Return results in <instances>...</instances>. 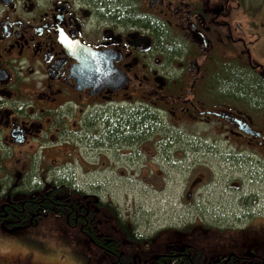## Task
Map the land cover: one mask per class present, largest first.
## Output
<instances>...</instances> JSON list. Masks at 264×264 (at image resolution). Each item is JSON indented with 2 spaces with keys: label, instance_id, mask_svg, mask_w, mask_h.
<instances>
[{
  "label": "flooded vegetation",
  "instance_id": "af4514ba",
  "mask_svg": "<svg viewBox=\"0 0 264 264\" xmlns=\"http://www.w3.org/2000/svg\"><path fill=\"white\" fill-rule=\"evenodd\" d=\"M112 4L116 8L111 9ZM219 41L229 45L223 67L222 59L215 55V42ZM207 56L210 67L204 75ZM93 57L101 67L111 65L123 75L125 86L115 90L107 85L94 94L88 84L90 73L82 67ZM190 57L196 58L191 66ZM226 63L232 66L227 74L235 72L245 78L247 93L230 92L222 103L217 96L218 77L226 74ZM132 88L161 105L180 102L197 116L226 121L217 116L223 113L234 131L264 148V0H0L1 227L12 231L57 216L101 251L107 264H193L189 243L185 250V243L171 242L164 251L151 252L159 231L143 236L115 206L129 233L137 236L109 234L95 205L109 211L114 227L123 233L116 216L104 205L112 201L106 202L91 186L79 187L76 177L59 176L55 168L44 169L52 165L49 150L72 141L63 121L73 109L89 105L91 99L114 103ZM200 88L209 92V103L199 99ZM225 103L229 109L238 104L240 110L230 111ZM98 110L101 115L109 112L108 107ZM91 115L82 116L83 121ZM243 121L251 133L239 129ZM54 133L62 140L54 142ZM19 145L42 149V171L34 165L36 151V158L27 164L16 162L14 149ZM259 170L264 183L263 164ZM243 187L233 193L239 211L244 212L234 226L253 214L264 216L262 188L244 191ZM62 189L68 192L66 197L61 196ZM74 190L81 192L79 198ZM22 215L29 216L28 223L21 224ZM227 259L234 264H264V255H229ZM8 264L34 262L18 258Z\"/></svg>",
  "mask_w": 264,
  "mask_h": 264
},
{
  "label": "rangeland",
  "instance_id": "374dc122",
  "mask_svg": "<svg viewBox=\"0 0 264 264\" xmlns=\"http://www.w3.org/2000/svg\"><path fill=\"white\" fill-rule=\"evenodd\" d=\"M112 5L111 9L116 8ZM215 52L217 60L222 59L223 67L227 62L224 58L229 52L228 43L215 42ZM206 58L204 75L210 67L208 56ZM189 59V65H194L196 58ZM231 67L226 63V74L218 78L232 83L233 77L227 74ZM199 90L203 92L199 99L209 103L211 97L207 89ZM220 92L217 96L225 95ZM114 100L107 104L102 99H91L87 102L89 105L73 109L74 113L63 121L72 141L49 150L47 156L52 165L44 168L43 152L37 146H16V162L27 164L36 158V151L38 159L34 165L41 169L39 171L55 168L59 176L76 177L79 187H93L106 202L112 201L121 217L143 236L159 231L154 240L166 246L171 242L179 246L183 243L191 247L198 245L211 255V261L221 259L220 264L226 262L229 255L246 258L252 254L264 255V216L253 214L241 224L233 225L244 213L239 211L233 193H238L241 186L244 191L262 188L264 192L259 170L264 165V148L234 131L227 120L191 114L180 102L161 105L133 88ZM102 107H108L106 115L97 114ZM137 107L155 112V116H151L155 122L147 120L143 124V127L150 126V132L133 144L108 141L104 124L108 132L112 128L109 125L117 126L124 120L140 122L142 118L122 116ZM224 107L230 111L239 109L238 104L233 109L226 103ZM89 112L92 115L83 121L82 116ZM53 138L54 142L62 140L57 133ZM259 195L262 194L259 192ZM93 203L96 204L94 200ZM95 208L109 234L122 235L114 227L110 212L97 209L98 205ZM201 221L205 222V227H201ZM11 244L20 248H10ZM166 246L160 245L151 252L158 253ZM18 258L32 260L34 264H107L108 261L101 251L77 231H71L57 216L41 218L35 225L12 231L0 226V263L8 264Z\"/></svg>",
  "mask_w": 264,
  "mask_h": 264
},
{
  "label": "trees",
  "instance_id": "16d2710c",
  "mask_svg": "<svg viewBox=\"0 0 264 264\" xmlns=\"http://www.w3.org/2000/svg\"><path fill=\"white\" fill-rule=\"evenodd\" d=\"M228 73L231 77H233L232 78L233 82L232 83L231 82L226 83L223 81V79H220L219 89L217 90V92L222 91L223 93H225V95L221 94L219 96L221 98V102H224L223 100H225V99H226L225 101L228 100L227 98L229 97L230 92L236 93L238 96H244L247 93V83H246L245 78L239 77L238 74L235 72L229 71ZM132 109L133 108H131L129 110H132ZM133 110L134 111L128 112V114H125V112L122 113V116L124 117L125 115H127L128 118H134L136 120H141L140 118H142V120L140 122H134L132 120H126V121L124 120V121L120 122V124H118L117 126L109 125V127H112L111 128L112 131L109 130L108 132L106 131L107 125H106V123L104 124L105 130L103 129V131H105V134H107L106 138L108 141H110L111 143L112 142H119V143H123V144H126V143L133 144L132 142H137L140 139V137H144L145 134L150 132V130H151L149 128L150 126L149 127H143V124L146 123L147 120H154L153 118H151V116L154 117L155 112L153 113L152 110L149 112L148 109H138V107L134 108ZM154 122H155V120H154ZM63 183L64 182H61V184H63ZM74 192L76 194L78 193L77 198H79V196H81V192L79 190H74ZM67 194H68V192H65L62 189L61 196L66 197ZM70 198H72L71 194H70ZM102 204H104V203H102ZM104 205L106 208H108V210H110L116 216L117 222L123 227L124 232L122 234H124V236L126 238H132L133 239V235L137 236L133 233H129V228H128L126 222L119 217V213H117L113 204L109 203V204H104ZM28 222H29V216L22 215L21 216V224L22 223H28ZM140 240H141V242H143V241H145V238L141 237ZM160 245L165 246L166 244H164L162 241L161 242L158 241L157 244L153 247H158ZM142 247H144V244H142ZM190 250H191L190 256L193 258V264H220L219 262H221V259H218L219 262L213 261V260L211 261L210 260L211 255L205 249H203L202 247H200L198 245H195L194 247H190ZM221 256L222 255L218 256L217 258H219ZM226 262H227L226 264H234L235 263V261H233V260H230V261L228 260Z\"/></svg>",
  "mask_w": 264,
  "mask_h": 264
},
{
  "label": "water",
  "instance_id": "95a60500",
  "mask_svg": "<svg viewBox=\"0 0 264 264\" xmlns=\"http://www.w3.org/2000/svg\"><path fill=\"white\" fill-rule=\"evenodd\" d=\"M82 67L86 69L87 73L89 71V86L93 89V93H97L102 91L104 86H110L115 90H119L125 86L126 78L118 74L110 65L109 68L101 67L96 61L93 59L87 60L83 63ZM217 116L222 117L223 119H227L229 121L228 116L223 113H217ZM239 129L246 132L251 133L249 126L243 121L239 122ZM186 249V245L182 246V250Z\"/></svg>",
  "mask_w": 264,
  "mask_h": 264
},
{
  "label": "bare ground",
  "instance_id": "6f19581e",
  "mask_svg": "<svg viewBox=\"0 0 264 264\" xmlns=\"http://www.w3.org/2000/svg\"><path fill=\"white\" fill-rule=\"evenodd\" d=\"M113 204V203H112ZM114 206V205H113ZM116 208V207H115ZM118 208V207H117ZM119 209V208H118ZM191 226V225H190ZM194 226V225H193ZM192 227V226H191ZM190 229V228H189ZM191 230H192V228H191ZM190 230V231H191ZM224 248H227V247H224ZM227 249H229V248H227ZM225 250V249H224ZM228 251V250H227ZM224 252H226V251H224Z\"/></svg>",
  "mask_w": 264,
  "mask_h": 264
}]
</instances>
